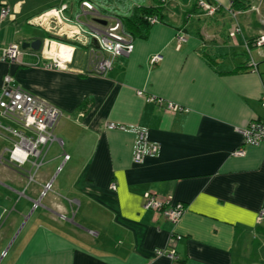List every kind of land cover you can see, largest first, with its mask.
<instances>
[{
  "label": "crops",
  "instance_id": "obj_1",
  "mask_svg": "<svg viewBox=\"0 0 264 264\" xmlns=\"http://www.w3.org/2000/svg\"><path fill=\"white\" fill-rule=\"evenodd\" d=\"M212 1L223 10L201 8L185 19L196 0H172L170 24H155L147 38L134 39L130 55L97 73L93 40L57 31L61 9L63 21L84 33L97 23L95 11L73 0H0L12 12L0 16V94L10 75L61 113L58 140L29 181L31 163L8 160L18 140L8 128L31 130L0 110V264H264V143L246 144L240 132L264 118V46L252 49L256 70L245 52L264 32L253 15L262 8L255 1L239 17L243 32L232 35V0ZM37 38L39 50L22 48ZM11 44L21 50L15 61L3 59ZM63 45L74 50L61 68L53 48ZM210 53L218 64H210ZM155 54L162 59L151 63ZM170 102L183 110L169 109ZM108 121L146 127L159 153L134 163V133L107 128ZM239 147L242 156L234 154ZM148 192L186 211L173 222L146 209Z\"/></svg>",
  "mask_w": 264,
  "mask_h": 264
},
{
  "label": "built area",
  "instance_id": "obj_2",
  "mask_svg": "<svg viewBox=\"0 0 264 264\" xmlns=\"http://www.w3.org/2000/svg\"><path fill=\"white\" fill-rule=\"evenodd\" d=\"M84 4L92 7L88 2ZM201 5L210 11H213L212 7L206 3L201 2ZM63 9H61V22L58 26L57 31L62 35L72 37L77 40V42H83V38L87 39V42L91 40H96L98 44V49L94 48L90 58L91 71L97 73H106L113 65L112 59L121 55H130L134 50V40L133 37L125 33L124 31L118 33L113 32L116 28H120L118 21L115 25L111 24L109 18L104 17L103 19H109L107 24H93L90 26L88 33H84L82 28L78 23H72L68 21H63L62 15ZM11 9L2 5L0 7V16L6 18L11 16ZM108 21V20H107ZM42 23V22H40ZM110 25V26H109ZM51 26V24H49ZM53 26H51L52 28ZM116 27V28H114ZM55 29V26L54 28ZM122 30V27H121ZM89 34V36H87ZM78 37V39H77ZM180 41H185L186 37L184 35L178 36ZM257 45H262V40H257ZM73 50H69V57L61 58L57 57L54 62V66L65 67V63L70 62L73 56ZM21 54L20 47L17 44H11L3 54V59L9 61H15L19 58ZM107 55H110L107 57ZM162 59L161 54H155L151 58V63H156ZM254 67L256 63L252 60L251 62ZM139 94H144L143 91H139ZM148 99L157 100L162 102L154 96H149ZM261 104L264 107V96L262 97ZM169 109L183 110L182 107L170 102L167 106ZM0 110L16 121L23 124L24 127L31 130V134H25L16 128L9 127V131L18 137L13 148L9 149L8 160L15 166L22 167L27 162H30L32 169L29 171L28 178L29 181H33L35 174L33 169L37 170L43 163V154L47 152L49 144L58 140L54 130L60 119V111L49 103L45 102L41 98L35 96L34 94L24 90L23 88L16 86L12 83V78L10 75L4 77V85L0 94ZM106 127L110 129H121L124 131H129L134 133V147L132 152V160L134 163H142L146 157L155 156L160 151V143L158 141H153L149 136V129L138 125H125L122 123H117L114 121H108ZM243 136V140L246 144L258 145L264 143V118L256 119L249 123L248 126L240 129ZM235 155H244L245 150L243 147H239L234 151ZM65 158L68 159L69 155L65 153ZM52 183H47L43 194L51 188ZM112 187H115L112 184ZM144 207L155 211L156 213L162 214L165 218L177 222L184 212L186 211L185 206L181 202H173L171 197L166 199L158 198L154 194L148 192L145 195ZM160 254L163 253L161 250L158 251ZM176 251L173 249L168 253L170 258L175 257Z\"/></svg>",
  "mask_w": 264,
  "mask_h": 264
},
{
  "label": "trees",
  "instance_id": "obj_3",
  "mask_svg": "<svg viewBox=\"0 0 264 264\" xmlns=\"http://www.w3.org/2000/svg\"><path fill=\"white\" fill-rule=\"evenodd\" d=\"M75 7L77 8L80 4H84V2H88L92 5L93 11L96 12V17L99 18H109L110 20L113 19L111 16H117L119 21H121L122 31L125 33L130 34L133 37V40L136 37L140 38H147L150 29L157 23H165L170 24L168 20L167 11L170 8V3L172 0H140V2L136 0H73ZM257 0H232V3L229 7L230 14L232 15L231 19V26L230 32L235 33H242L244 26L241 23H236L237 19L241 17L246 11H250L251 7L254 6V2ZM259 1V0H258ZM263 1V0H261ZM201 2L208 3L213 11L210 12H218L223 10V5L217 3L212 0H196L195 4H193L187 11H185V19H187L192 13H197V10L201 8H205L201 5ZM71 5L65 9L67 13H70ZM88 9V8H87ZM207 9V8H206ZM253 9L252 11H254ZM114 13V14H113ZM255 17L258 16V13L255 11L253 13ZM109 19L108 22H109ZM258 18L253 20L252 25H258ZM240 22V20H239ZM187 28L182 27L179 29L180 35H185L187 32ZM264 34L263 32L260 33L258 36L251 38L250 42H248L245 46L248 56L250 57L248 61L252 60L257 64V60L254 59L252 55V49L256 47H261L262 45H257V40H259V36ZM225 53V52H223ZM207 55V53H206ZM218 55V54H216ZM210 64L215 63L218 64L215 60V54L208 55ZM251 67L256 70V66L250 63ZM157 101V100H156ZM162 215V214H161ZM163 216V215H162Z\"/></svg>",
  "mask_w": 264,
  "mask_h": 264
},
{
  "label": "rangeland",
  "instance_id": "obj_4",
  "mask_svg": "<svg viewBox=\"0 0 264 264\" xmlns=\"http://www.w3.org/2000/svg\"><path fill=\"white\" fill-rule=\"evenodd\" d=\"M136 1H138V2H140V0H136ZM181 1L182 0H179V2L181 3ZM259 7L260 8H262V13L260 14V15H258L257 17H259L260 19H259V21L260 20H262L263 21V23H264V0L263 1H261V0H259ZM7 6V5H6ZM256 6V5H255ZM9 7V6H8ZM84 7L87 9V11H89V10H93V8L92 7H90V6H88V5H86V4H84ZM10 8V7H9ZM11 9V8H10ZM209 11V10H208ZM11 14H12V12H11ZM114 14V13H113ZM111 17H113V19H111V24H113V25H115L116 24V22L118 21V23L120 24V28L118 27V28H116V27H114V28H116L113 32H118V33H120V32H122V30H121V25H122V23H121V21H119V18L117 17V16H111ZM34 22V21H33ZM39 23H40V21H39ZM236 23H240L239 22V20L237 19V21H236ZM110 26V25H109ZM234 32H230V34H233ZM264 33V32H263ZM68 36V35H67ZM66 36V37H67ZM259 38H260V40H262V42H263V46H264V34H262V35H260L259 36ZM77 39H78V37H77ZM92 45H94V44H92ZM263 46H261V47H263ZM94 47H95V45H94ZM96 49H98V47H96ZM261 49V48H260ZM240 50H242L241 48H240V46H237V48H236V51H237V53L238 54H240ZM79 52H85V49L84 48H82V47H80V46H77V54L79 53ZM110 56V55H109ZM234 57V56H233ZM238 58H239V60H244V57H243V55H238ZM238 61V60H237ZM126 125V124H125ZM43 168V166L40 168V170ZM39 170V171H40Z\"/></svg>",
  "mask_w": 264,
  "mask_h": 264
},
{
  "label": "water",
  "instance_id": "obj_5",
  "mask_svg": "<svg viewBox=\"0 0 264 264\" xmlns=\"http://www.w3.org/2000/svg\"><path fill=\"white\" fill-rule=\"evenodd\" d=\"M94 21L97 22V23H101L102 25H105L106 24V20H103V19H100V18H94ZM43 44V40L41 38H37L31 42H23L22 43V48H33L34 50H39L40 47L42 46ZM93 44L96 46V47H99L98 44H97V41L96 40H93Z\"/></svg>",
  "mask_w": 264,
  "mask_h": 264
},
{
  "label": "bare ground",
  "instance_id": "obj_6",
  "mask_svg": "<svg viewBox=\"0 0 264 264\" xmlns=\"http://www.w3.org/2000/svg\"><path fill=\"white\" fill-rule=\"evenodd\" d=\"M69 46L63 45L60 47V49H54L53 48V54L58 55L61 58H67L69 57Z\"/></svg>",
  "mask_w": 264,
  "mask_h": 264
},
{
  "label": "clouds",
  "instance_id": "obj_7",
  "mask_svg": "<svg viewBox=\"0 0 264 264\" xmlns=\"http://www.w3.org/2000/svg\"><path fill=\"white\" fill-rule=\"evenodd\" d=\"M97 18H99V17H97ZM103 19V18H102ZM104 20V19H103Z\"/></svg>",
  "mask_w": 264,
  "mask_h": 264
}]
</instances>
